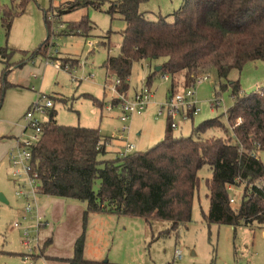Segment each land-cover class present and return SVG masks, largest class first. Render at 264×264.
I'll list each match as a JSON object with an SVG mask.
<instances>
[{"label":"rangeland","instance_id":"rangeland-1","mask_svg":"<svg viewBox=\"0 0 264 264\" xmlns=\"http://www.w3.org/2000/svg\"><path fill=\"white\" fill-rule=\"evenodd\" d=\"M74 1L30 0L24 13L14 18L9 31L0 26V49L8 54L0 55V137L9 136L4 142L0 140V157L1 153L15 148L25 126L24 115L41 94L54 102L55 121L59 125L99 129L104 137L117 134L123 125L119 108L107 109L115 97L110 90L115 79H106L100 68L107 53L109 56L119 53L125 23L118 16L111 20L105 13L109 2L118 0H92L101 3L99 10L89 7L57 16L59 9ZM181 2L148 0L139 6V11L146 12L147 18L154 20L172 14ZM0 5L10 7L11 0H0ZM49 13L55 15L53 26L48 22L49 46L45 55H35L33 51L46 39L45 17L48 18ZM83 17L94 25L92 31L85 29V34L89 35L86 37L79 31L78 35L70 30L72 23ZM51 30L54 38H51ZM48 51L51 61L45 65ZM56 62L75 69L71 73L57 69ZM160 63L153 60L133 63L125 96H130L142 81H147L148 75ZM206 74H209L207 80L195 87L198 114L183 123L176 119L179 127L172 131L174 137L190 136L192 129L200 123L217 117L226 123L225 113L234 105V98L229 88L221 91L220 84L238 81L243 95L256 92L264 86V61L247 62L240 70H232L225 80H219L214 70L206 71ZM74 75L91 77L75 83L71 78ZM162 77V74H156L152 79L150 87L154 94L146 110L124 123L128 128L127 140L135 146L134 152H144L164 138L167 118L158 112L170 91L171 79L169 76L168 81H163ZM189 79L184 74L176 77L173 93H180L190 86ZM215 96L220 101L218 107L212 106ZM93 99L100 101L102 107L94 105ZM201 137L219 138L224 137V133L213 128ZM122 147V143L110 141L105 159L117 156ZM259 156L264 164V152ZM10 165L6 159L0 164V195L5 199L0 200V264H60L55 258L71 256L70 240L74 233L80 235L83 231V256L92 264H264V229L243 225L233 228L204 220L209 208L206 180L211 176L207 166L198 172L200 182L192 202L190 222L179 227L177 233L169 232L165 236L169 228L166 222L147 223L142 218L102 213H90L84 222L83 210L68 217L63 212L66 221H53L48 213L37 219L36 209L42 207L41 196L35 193V199L31 197L32 187L26 173L19 179L21 187L18 190ZM34 184L37 189L38 183L34 181ZM234 193L236 203H239L241 188ZM25 195L30 196L34 214L24 212L28 203ZM14 223L18 224V229L14 228ZM176 250L181 251L179 259L175 257ZM24 256L33 258L25 259Z\"/></svg>","mask_w":264,"mask_h":264},{"label":"trees","instance_id":"trees-1","mask_svg":"<svg viewBox=\"0 0 264 264\" xmlns=\"http://www.w3.org/2000/svg\"><path fill=\"white\" fill-rule=\"evenodd\" d=\"M29 1L0 5V26L9 31ZM146 1L109 2L105 12L111 20L118 16L125 23L118 55L107 53L100 67L106 79L118 82L119 93L128 90L132 65L141 60L161 62L148 75L147 84L151 85L156 74L168 75L169 93L175 91V78L183 74L192 83L198 74L214 70L219 80H225L247 62L264 61V0H182L172 14L154 20L139 11ZM100 5L76 0L59 9L58 16L89 7L99 10ZM45 25L46 39L33 54L45 55L47 21ZM71 26L73 34L79 31L84 37L89 36L85 29L94 27L86 17ZM4 51L0 49L1 56L7 54ZM226 88L234 98V105L225 113L226 123L217 117L200 123L190 136L174 137L167 120L164 138L148 150L108 159L105 143H110V137L95 128L57 124L53 108L32 149L38 194L85 203L84 222L90 213L166 222V236L190 222L200 182L198 172L207 166L211 176L206 180L209 208L204 220L233 228L264 229V164L252 157L264 152V86L245 95L238 81L220 84L221 91ZM93 103L102 107L98 100ZM213 128L221 129L224 137H201ZM237 177L249 183L240 186L239 203L232 205L226 186ZM84 242L83 231L67 264H92L84 259Z\"/></svg>","mask_w":264,"mask_h":264},{"label":"built area","instance_id":"built-area-1","mask_svg":"<svg viewBox=\"0 0 264 264\" xmlns=\"http://www.w3.org/2000/svg\"><path fill=\"white\" fill-rule=\"evenodd\" d=\"M55 13V12H54ZM58 16V15H57ZM55 15L53 13H49L48 18L46 17L47 24L48 22L50 25L54 24L55 22ZM50 33L52 34L51 38L53 37L54 31L51 30ZM89 45L92 47V44L89 42ZM49 46V45H48ZM51 53L48 51V55L46 58L45 65L50 63ZM55 62V61H54ZM55 68L63 69L68 73H71L75 68L69 66L68 64H55ZM91 75H84L80 78L76 77V75L72 76V81L75 83H80L82 81L89 80ZM209 74H202L201 76L196 77L194 82L185 89H183L180 93H168L165 98V102L160 106L159 115L164 113L166 118L169 122V126L171 130L178 129V124L175 122L176 119H179L183 123L189 119H192L193 116L198 114V109L196 108V102L194 100L195 97V87L204 83ZM163 81H168L169 76L163 75ZM118 84L117 81L114 80V83L110 86V90L115 95L112 97V100L107 107L108 110H112L114 107L119 108V119L121 124V128L118 130V133L111 136V141H117L122 143L123 147L121 150L118 151L119 157H124L135 150V146L132 143H129L127 140V131L128 128L124 125L128 121V119L133 115H140L142 114L146 108L148 107L150 101L153 98V91L151 87L147 84V81H142L141 84L132 92V94L128 97L125 96V93H119L116 89V85ZM220 105V101L217 96L214 97L212 101V106L218 107ZM54 108V102L50 97H46L44 95H38V99L30 105L29 109L26 111L24 115V123L25 126L23 127V132L21 137L17 138L16 146L13 149H10L7 156L10 161V166L13 170L12 175L15 179H17V188L20 190V181L23 173L28 174L29 176V184L32 187L31 190V197L35 199L34 194L37 193L38 188H34L38 183L39 180L37 174L32 169V149L34 146L40 141L42 136V127L45 123L49 120V112ZM239 122V121H237ZM110 143L106 142L105 146L108 147ZM260 152H255L252 154L254 159H260L259 156ZM21 167V168H20ZM244 183L248 184V181H242L240 178H236L234 184H230L226 186V190L230 194V204H235L236 199L234 197L235 191L240 188V186L244 185ZM258 185V184H256ZM250 186V184H249ZM27 200V206L24 209L25 214H34L35 208L30 203V196L25 195ZM14 228H19L17 223H14ZM175 257L179 259L181 257V251H175ZM26 259L29 256H25Z\"/></svg>","mask_w":264,"mask_h":264},{"label":"crops","instance_id":"crops-1","mask_svg":"<svg viewBox=\"0 0 264 264\" xmlns=\"http://www.w3.org/2000/svg\"><path fill=\"white\" fill-rule=\"evenodd\" d=\"M71 22H73V21H71ZM37 55H40V54H37ZM8 137H2L1 136L0 137L1 142H4L5 139H7ZM9 139H12V138H9ZM8 151H6L5 153H1L0 164L5 159L7 161H9L8 156H7ZM39 196H41V197H39V202H40V206H42V207H41V209H38V210L36 209L37 219H39V216L48 213L47 215H49V217L53 221H59L61 219H64L66 221V219H67L68 216H71L74 213H78V212H80L82 210L85 211V209H86V204L85 203H82L80 201H77V200H71V199H65V198H57V197H51V196H42L40 194H39ZM63 212H65L67 214V217H63L62 216L63 215ZM16 229H18V228H16ZM73 235H74L73 240H72V238L70 240V242L72 243V254H71V256L66 257V258H60V259L55 258V261L56 262H59L60 264H67L65 262L66 259L72 258L73 252H74V244H75V241L80 236V235H76L75 233ZM29 257L33 258L32 256H29ZM24 258H25V256H24Z\"/></svg>","mask_w":264,"mask_h":264},{"label":"water","instance_id":"water-1","mask_svg":"<svg viewBox=\"0 0 264 264\" xmlns=\"http://www.w3.org/2000/svg\"><path fill=\"white\" fill-rule=\"evenodd\" d=\"M160 70V68L159 67H156V71H159ZM0 200L1 201H5V199L0 195Z\"/></svg>","mask_w":264,"mask_h":264}]
</instances>
